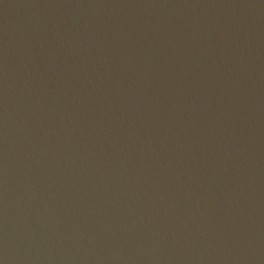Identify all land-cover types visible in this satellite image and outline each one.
I'll return each instance as SVG.
<instances>
[{"label": "water", "instance_id": "1", "mask_svg": "<svg viewBox=\"0 0 264 264\" xmlns=\"http://www.w3.org/2000/svg\"><path fill=\"white\" fill-rule=\"evenodd\" d=\"M0 264H264V0H0Z\"/></svg>", "mask_w": 264, "mask_h": 264}]
</instances>
